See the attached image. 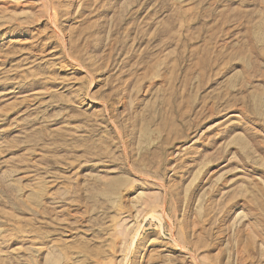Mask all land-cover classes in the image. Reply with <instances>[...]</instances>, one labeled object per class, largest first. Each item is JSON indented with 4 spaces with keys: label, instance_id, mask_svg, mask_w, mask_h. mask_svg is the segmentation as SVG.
Instances as JSON below:
<instances>
[{
    "label": "rangeland",
    "instance_id": "1",
    "mask_svg": "<svg viewBox=\"0 0 264 264\" xmlns=\"http://www.w3.org/2000/svg\"><path fill=\"white\" fill-rule=\"evenodd\" d=\"M0 264H264V0H0Z\"/></svg>",
    "mask_w": 264,
    "mask_h": 264
}]
</instances>
